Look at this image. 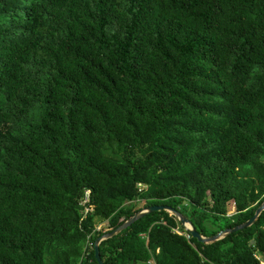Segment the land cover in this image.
<instances>
[{
    "label": "trees",
    "instance_id": "16d2710c",
    "mask_svg": "<svg viewBox=\"0 0 264 264\" xmlns=\"http://www.w3.org/2000/svg\"><path fill=\"white\" fill-rule=\"evenodd\" d=\"M263 203L264 0H0V264H98L151 205L211 237ZM100 254L263 264L264 212L202 243L157 211Z\"/></svg>",
    "mask_w": 264,
    "mask_h": 264
},
{
    "label": "water",
    "instance_id": "95a60500",
    "mask_svg": "<svg viewBox=\"0 0 264 264\" xmlns=\"http://www.w3.org/2000/svg\"><path fill=\"white\" fill-rule=\"evenodd\" d=\"M162 210L169 211L170 213L175 215L179 219L181 224L183 226H185V228L190 233V235L192 237L198 239V241H200L202 243H212V242H216V241H219L220 239L225 238L227 235H229L231 233L237 232L239 230L247 228V227L253 225L254 223H256L259 220L262 212H264V203L257 209L254 217L251 218L250 220H248L247 222H245L241 225H238L236 227H233V228L225 229V230L221 231L220 233H218L217 235H214L211 237L202 236L194 228V226L192 225V223L189 221L188 218H186L182 213H180L179 211H177L176 209H174L171 206H168V205H151V206L145 207L144 209L140 210L136 215H134L133 217H131L130 219L125 221L118 229H116L112 232H109L106 235H104L103 237L97 239V241L95 243V252H96V258H97L98 264H105L101 258V254H100V244L103 240L111 238V237L121 233L123 230L127 229L128 227L133 225L136 221L147 216L148 214H151V213H154L157 211H162Z\"/></svg>",
    "mask_w": 264,
    "mask_h": 264
},
{
    "label": "built area",
    "instance_id": "2783aa9c",
    "mask_svg": "<svg viewBox=\"0 0 264 264\" xmlns=\"http://www.w3.org/2000/svg\"><path fill=\"white\" fill-rule=\"evenodd\" d=\"M139 186L142 187L141 184H139ZM90 196H91V192H90V191H87V192H86V196H85V200L83 201V204H87V203L89 202V200H90ZM91 210H92V209L87 208V209H86V212H89V211H91ZM100 229H101V226L98 227L97 230H100ZM151 264H154V263H151Z\"/></svg>",
    "mask_w": 264,
    "mask_h": 264
},
{
    "label": "rangeland",
    "instance_id": "374dc122",
    "mask_svg": "<svg viewBox=\"0 0 264 264\" xmlns=\"http://www.w3.org/2000/svg\"><path fill=\"white\" fill-rule=\"evenodd\" d=\"M145 205H146V201H144V200L138 202V206H139V207H140V206H145ZM233 213H234V212H230L229 214L231 215V214H233ZM222 224H223V226H225V225H226L225 221H223ZM263 264H264V260H263Z\"/></svg>",
    "mask_w": 264,
    "mask_h": 264
}]
</instances>
